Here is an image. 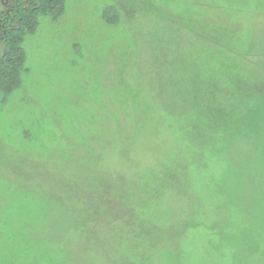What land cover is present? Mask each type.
<instances>
[{
  "label": "rangeland",
  "instance_id": "1",
  "mask_svg": "<svg viewBox=\"0 0 264 264\" xmlns=\"http://www.w3.org/2000/svg\"><path fill=\"white\" fill-rule=\"evenodd\" d=\"M24 49L0 264H264V0H67Z\"/></svg>",
  "mask_w": 264,
  "mask_h": 264
},
{
  "label": "trees",
  "instance_id": "2",
  "mask_svg": "<svg viewBox=\"0 0 264 264\" xmlns=\"http://www.w3.org/2000/svg\"><path fill=\"white\" fill-rule=\"evenodd\" d=\"M67 0H9L0 10V101L17 90L26 72L25 39L42 17L60 16Z\"/></svg>",
  "mask_w": 264,
  "mask_h": 264
}]
</instances>
